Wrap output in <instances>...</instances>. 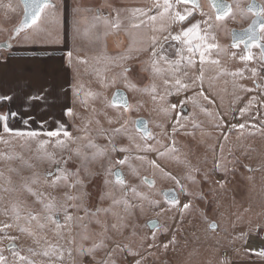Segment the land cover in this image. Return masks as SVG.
<instances>
[{
	"label": "rangeland",
	"instance_id": "rangeland-1",
	"mask_svg": "<svg viewBox=\"0 0 264 264\" xmlns=\"http://www.w3.org/2000/svg\"><path fill=\"white\" fill-rule=\"evenodd\" d=\"M228 1L233 4L237 2ZM248 1L238 0L240 9H245ZM154 3L155 0H149L148 8L152 9L149 16L157 15V10L152 7ZM201 6L204 12L213 14L207 3ZM19 8L24 10L21 2ZM91 15L85 20L83 27L89 36L92 35L90 50L83 54H73L71 63V86L80 87L81 98L87 101L85 106H81L79 102L72 103L76 119L75 123L72 122L70 131L76 142L63 148L52 142L41 148V142L48 140L44 136L33 139L5 136L0 142V223L28 227L33 233L32 236L22 234L15 226L6 229L16 239H7L0 233V250H3L9 264H14L15 261L10 245H14L20 255L33 260L35 264H50L49 258L41 253L51 245L72 248L76 264H101L109 258V253L115 264H135L136 260H140L141 264H228L227 260L221 259L225 257L222 254L243 242L241 234L252 230L245 226L258 222L264 224V132L260 131V119H252L264 118V63L260 61L258 48L251 50L255 59L245 63L238 58L244 48L234 49L230 44L231 29L248 25L251 14L245 12L242 17L236 11L234 18L230 17L223 22L224 29L217 30V42L226 49L227 54L219 57L213 55L212 58L220 60L219 65L207 62L203 65L202 85L197 80L188 91H182L178 96H166L163 101L153 100L154 93L151 89L154 85L155 94L163 95L165 79L170 81L169 87L176 78L191 84L201 71L199 58H196L194 66H189L186 48L182 49L181 45L171 40H161V44L163 54L175 64V68L163 61L159 65V72H154L151 67V38L154 35L159 37L162 28L175 34L179 31V26L168 27L166 20L158 18L153 22L145 16L139 28L129 27L120 31V35L118 32L106 36L109 22ZM200 19L199 13H196L194 21ZM40 25L38 32L27 30L21 41L28 44L51 43L52 37L45 35L43 23ZM99 31L101 37H96ZM122 33L126 36L123 37ZM25 35L27 39L24 38ZM232 52H236L237 57H231ZM181 54L185 57L183 60L180 58ZM252 68L256 69L255 77L250 71ZM124 69L131 71L127 73V80L122 82L120 74ZM237 70H244V78H234L229 74ZM113 81L115 83L108 86ZM117 89L127 94L132 105L127 112L120 110L121 121H128V135L137 137L136 143H147L155 151H140L136 144L129 141L127 135L117 136L116 145L127 148L128 152H113L103 160L89 164L88 173L91 177L85 178L86 173L81 172V187H69L74 183L72 178L58 185L53 184L52 178L46 180L49 173L56 172L57 166L67 167L71 171L82 167V159L76 157V150H80L81 157L95 151L86 147V137H90L92 142L101 147L108 146L104 134L113 135V130L121 127V124L108 123L110 118H117V111L105 107L103 101L106 98L110 102ZM243 89L253 90L249 92ZM201 90L208 100L197 94ZM89 92L98 95L90 97L87 95ZM188 97H194V100H189L183 107V116L187 119L182 121L183 127H178L173 134L172 125L176 113L165 115L160 109L167 102L178 103ZM252 97L256 98L254 106L245 117H240L239 109L247 105ZM176 111L179 112L180 109ZM217 113L223 114L226 122L224 129L216 127L217 120L214 117ZM139 118L147 121L154 139H139L142 134L135 128V121ZM90 120L92 123L88 124L86 131L77 130L84 128ZM246 120L249 124L255 123L257 128H248L240 134L228 127V124L243 123ZM95 121H99V124ZM224 136L228 139L225 140ZM173 148L174 152L171 151ZM160 153L164 155L161 156ZM46 155L59 161V165L49 162ZM125 155L129 157L128 164L131 168L115 164L116 160ZM153 160L158 163L159 168L152 167L150 162ZM64 161H67L66 165ZM217 162L221 165L219 169L215 167ZM110 164L113 175L108 176ZM116 170L123 174L130 186L137 187L141 196L148 199L141 200L131 191L126 194L120 191L115 186ZM132 170L137 173L135 176L132 175ZM168 174L178 179L190 195L182 194L180 185L170 179ZM189 176L191 180L188 179ZM106 177L111 180L107 188L104 185ZM145 180L154 181V185L144 182ZM27 188L41 194L45 202L53 201L57 204L56 215L62 225L65 209L73 220L59 232L51 224L40 229L35 221L31 225H27L24 219L14 221V208L21 217L28 213H42V205ZM168 189L174 190L179 198L180 204L175 208L162 195V191ZM106 192L118 200H128L132 206L125 211L122 204L114 205L111 198H105ZM67 196H79L80 199L68 201ZM151 201H157L159 207H152ZM186 202H190L191 208L182 214L180 209ZM74 203H78L79 208L73 207ZM212 224L216 226L215 229L210 227ZM113 225L116 227L113 228ZM153 235L156 237L155 241L152 239ZM173 236L175 244H169L165 249L163 245L169 243ZM70 239L74 243H69ZM101 240L104 247L95 253V259L78 255L81 246L89 249ZM153 244L155 246H149ZM129 250L137 255H130ZM64 264H72L67 255Z\"/></svg>",
	"mask_w": 264,
	"mask_h": 264
},
{
	"label": "snow or ice",
	"instance_id": "snow-or-ice-1",
	"mask_svg": "<svg viewBox=\"0 0 264 264\" xmlns=\"http://www.w3.org/2000/svg\"><path fill=\"white\" fill-rule=\"evenodd\" d=\"M21 2L24 5V18L20 22V24L13 29L12 33L10 34L8 40L4 42L3 44H0V51L7 52L9 55L0 58V63H7L8 59L12 58L11 53L14 48L15 43L18 42V37H20L21 33H26V30L32 29L35 32H38L40 30V24L43 22V20L47 19L51 15L54 14V12L58 11L57 6L52 2V0H21ZM208 5L212 8L213 14L209 15L208 13L203 11V8L200 4V0H155V3L153 4V8L157 10V15H151L149 16L148 13L152 10L151 8H136L132 9L130 11L129 16V22L131 24V27L133 28H139L140 25L144 22L143 18L145 16L148 17V20L155 22L158 18L162 20H166L168 22V27H171L173 25L179 26V31L175 32L173 34L171 31H168L167 29H161V35L153 36L151 38V67L154 72H159V65L160 63L167 62L171 67L175 68V64L173 62L168 61L167 57L163 54V46L161 44V40L164 41H175L177 44L182 46V49L186 48L187 51V64L189 66H194L196 63V58H199V63L201 65V71L198 77L193 79L191 81V84L183 82L181 79L176 78L174 80V83L170 84V81L165 79V90L163 95H157L156 93V87L155 85L152 87L151 91L154 93L153 100H165L166 96H172V95H179L182 91H188L191 87V85L195 84L197 80L200 81L201 85L203 83V65L207 63H212L215 65L220 64V60L218 58L214 59L212 58L213 55L216 57H219L221 54H227L226 49L221 46L217 42V36L216 32L217 30H223L225 25L224 21H226L228 18L235 16V12L239 11L240 15L243 17L246 13H249L254 17L251 20V23L249 27L244 30L241 34L236 35L233 33V43L231 45L232 48L238 49L243 45L244 52L242 54H237L236 52H232L230 55L231 57L235 58L238 55V58L242 62H250L255 59L254 55L252 54L253 48H258L260 52V61L264 63V0H249V3L247 5L246 9H240L239 2L235 4L228 3L227 0H207ZM199 13L201 19L198 21H194L195 14ZM114 28L120 27V17H119V10H117V19L115 23L112 25ZM261 33L258 35L257 33ZM27 39V35L24 37ZM66 58L68 61V65L71 66L72 58H73V52L67 51ZM181 60H183L185 57L181 54L180 56ZM83 62V61H81ZM178 63V62H176ZM247 70V69H245ZM131 71V69H124V72L120 74L122 82L127 80V73ZM252 76H256V69L252 68L251 70ZM234 78L240 77L244 78V70H237L235 72L229 73ZM115 83L113 81L110 85L112 86ZM130 88L135 90V87L131 84L128 85ZM244 91H252L253 89H243ZM71 96H72V103L79 102L81 106H85L87 101L81 98V89L80 87H77L75 85L71 86L70 88ZM147 91V89L145 90ZM68 93L69 88H65L63 86H57L56 84H46L41 86L36 91H29L24 97L23 101L25 105H32L35 103H40L42 105H50V106H60L62 115L68 120L73 123H75L76 119V113L74 112V109L70 106H68ZM198 95H201L204 97L205 100H208L207 96H204L203 91L197 93ZM88 96L94 97L98 94L89 92L87 93ZM63 97V102L61 98ZM14 99V96L12 94H5L0 95V104L4 102L11 103ZM194 100V97H188L185 100H181L178 103H171L167 102L165 106L161 107L160 111L165 113V115H168L172 112L176 113V116L174 118V122L172 125V133H176L178 130V127H183V120L187 119V117L183 116V107L184 105L189 101ZM256 101L255 97H252L249 99L247 105L239 109V116L245 117L249 110L254 106V102ZM105 103V107L112 108L113 110L117 111V118L116 119H109L108 123H120L121 127L115 128L113 130V135L104 134V138L108 140V146L107 147H101L94 142H92V139L90 137H86L88 139V143L86 147L88 149H92L95 151H92L90 153L84 154L83 157H81L80 150H76V157L82 159V167L80 169H77L75 171L69 170L67 167L60 168L57 166L55 173H49L45 179L52 178V182L54 185L66 183L70 178L74 180V183L68 185L71 188H78L83 185V179L80 178L81 172L86 173L85 178H90L91 174L88 173V166L94 161L97 160H103L106 156H110L113 152H121V153H127L128 149L125 147H118L115 143V139L117 136H125L127 135V138L130 142L136 144V147L140 151H155L154 148H152L147 143L144 145H140L136 143L137 137H133L131 135H128L127 125L128 121L124 120L123 122L120 119V110L122 109L124 112L129 111L132 108V105L128 102L127 97L121 93L116 92L112 100L109 102L106 100L103 101ZM180 109L179 112L176 110ZM24 111H28V107H25L23 109ZM95 112V109H93ZM201 111H204L203 108H201ZM208 115L211 117L212 114L208 113ZM259 118L261 121L260 131L264 132V118L260 117H253L252 119ZM16 119H20L23 124L27 127L29 125V122L34 119L32 116L23 117L21 116L20 112L13 111L10 108L7 110H0V133L6 134L10 137H16V138H25V139H33L38 136H44L47 137L48 140L41 142V148H43L46 144L49 142L54 143L57 147L63 148L69 143H75L76 140L72 135V132L69 131L68 124L61 121L56 120L55 121V127L52 129H47L45 125L48 123V121H40V131L33 130L31 128H28V130H18L13 129L10 127V121H14ZM214 119L217 120L216 127L218 129H224L225 128V120L223 117V114L217 113ZM92 123V121L86 122L84 125V128L77 129L78 131H86L88 124ZM95 123L99 124V121H95ZM137 127V130L140 131V125H143V121H136L135 122ZM157 127H163L162 125H157ZM228 127L232 130L239 131L240 134H243L244 130L251 128L256 129L257 125L255 123L249 124V122L246 120L243 123L238 124H228ZM225 140L228 139L227 136L223 137ZM139 139L148 141L154 139L153 133L150 132L146 125H144L142 129V135L139 137ZM3 141V136L0 135V142ZM173 144H175V141L173 140ZM222 150V148H221ZM171 151H175V148L171 149ZM159 155L163 156L164 153H160ZM46 159L49 160L51 163H56L59 165V161L54 160V158L51 155H46ZM71 159V156L69 157ZM137 159L143 160L144 157H137ZM129 157L128 155H125L122 159H118L115 161V164L121 165V166H128L131 168V166L128 164ZM65 165L67 164V161H64ZM152 167L159 168L158 163L153 160L150 162ZM215 167L219 169L221 165L217 162ZM251 170V169H249ZM108 176L113 175L112 172V166L109 165L107 169ZM137 173L135 170H132V175L135 176ZM116 177L115 186L120 190L123 191L125 194L129 191L134 196H137L141 200H147V197L141 196L138 192L137 187L130 186L126 180L123 177V174L120 171H116L114 173ZM169 178L174 180L177 185H180V192L185 195H190V193L187 192V190L183 187V185L180 184V181L176 179L175 177H171L170 174ZM189 180H191V176L188 177ZM144 182L154 185V181H147ZM194 183V181H193ZM111 184V180L106 177L104 180V185L107 188ZM221 187H223V184H221ZM31 195L36 197V200L38 203L42 205V213L41 214H32L28 213L27 216L21 217L19 211L17 209H13V212L15 213L13 216L14 221H20L21 219H24L27 225H31L33 221L36 222V225L38 228L43 229L47 224L54 225L57 232L62 227H67L69 222L73 220V217L67 212V210H64V224H61V221L57 218V204L53 201L45 202L42 198V195L36 192H33L31 188L26 189ZM162 195L165 196L166 202L170 204L173 208H175L177 205L180 204L179 198L177 194L174 191H169L162 193ZM105 198H111L112 203L114 205L122 204L124 206L125 211H127L128 208H130L132 205L129 204L128 200H118L114 195L111 193H105ZM66 199L68 201H79V196H67ZM151 206L154 208L159 207V203L157 201H151ZM63 207V206H60ZM73 207L79 208L78 203H74ZM191 204L190 202H186L181 206V213L183 214L184 211L190 210ZM85 211L87 209L85 208ZM99 210H97L98 214ZM153 225L155 226V222H153ZM18 227L20 233L24 234L27 233L28 235L32 236L33 233L29 230L28 227H21L18 224L13 223H7L3 222L0 223V233L4 234V237L7 239L15 240L16 237L10 236L6 229L12 228V227ZM113 228L116 226L113 225ZM211 228L215 229V225H210ZM256 234L264 239V228H261L259 225L256 226ZM242 237H245L244 242L247 243L246 233L241 234ZM87 237H82V239H86ZM153 241H155L156 237L153 235L152 237ZM69 243H74V240L70 239ZM169 244H175V237L173 236L172 240L169 241V243H166L163 245L165 249L169 247ZM150 247L155 246L149 245ZM104 247V242L101 240L99 244L93 245L92 248L85 249L82 246L78 249V255L80 257H83L85 255L91 256L93 259H95V253L102 249ZM10 250L13 253V256L15 257L14 264H35V262L31 259H28L27 257L20 255L18 251L15 250L14 245L9 246ZM117 249H119V246H117ZM31 252V249L29 250ZM247 251L254 252L255 255H257L260 258H264V247L259 248V250L256 249H247ZM130 255H137V253L131 252L129 250ZM41 255L48 257L50 260V264H64V258L65 255L69 258V260L72 261V264H76V261L73 260V249L68 248L64 249L62 247H58L56 245H51L47 250H45ZM111 253H109V258L102 261L101 264H115V261L112 260ZM0 264H9L8 259L3 255V250H0ZM135 264H141L140 260H136Z\"/></svg>",
	"mask_w": 264,
	"mask_h": 264
},
{
	"label": "crops",
	"instance_id": "crops-1",
	"mask_svg": "<svg viewBox=\"0 0 264 264\" xmlns=\"http://www.w3.org/2000/svg\"><path fill=\"white\" fill-rule=\"evenodd\" d=\"M19 2L21 1L0 0V44L8 40L23 16L24 10H20ZM52 2L57 6L58 11L42 22L44 34L52 37L51 43L28 44L21 41L24 34L21 33L12 50V58L8 59L6 64L0 63V95L12 94L14 96L11 103L0 104V110L10 108L20 112L25 118L34 117L27 127L20 119L10 121V127L13 129L28 130L31 128L40 131V121H48L45 127L52 129L55 127V121L61 120L68 124L70 131L72 122L62 115L60 106L53 107L40 103L29 106L24 104L23 97L29 91H36L43 85L56 84L69 88L68 106L72 107L70 91L72 68L68 65L66 53L72 51L73 54H83L90 50L92 35L89 36L83 30L85 20L92 16L91 14L98 20L105 19L110 25L106 29V36L115 35L118 32L120 35V31L131 27L130 11L136 8L147 9L149 0H52ZM117 10H119L120 27L114 28L112 25L117 19ZM121 35L126 36L124 33ZM95 36L101 37L100 31ZM8 55L7 52L0 51V58ZM61 100L63 102V97ZM25 107L29 110L24 111ZM0 135L3 138L8 136L2 133ZM257 225L264 228V224L260 222L245 226L246 229H252L246 233L247 243L244 240L239 242L221 259L227 260L228 264H264V258L258 257L252 251H247V249L259 250L264 247V239L256 234Z\"/></svg>",
	"mask_w": 264,
	"mask_h": 264
},
{
	"label": "water",
	"instance_id": "water-1",
	"mask_svg": "<svg viewBox=\"0 0 264 264\" xmlns=\"http://www.w3.org/2000/svg\"><path fill=\"white\" fill-rule=\"evenodd\" d=\"M21 1V0H20ZM229 3V2H228ZM21 4H22V6H23V9H24V5H23V3L21 2ZM23 18H24V13H23V16H22V18H21V20H20V22L23 20ZM20 22H19V24H20ZM18 24V25H19ZM250 25V24H249ZM249 25L246 27V28H244V29H242V30H238V29H232L231 30V32H230V44L232 45V43H233V33H235L236 35H239V34H241L244 30H246L248 27H249ZM258 35H260V33L258 32L257 33ZM116 92H121V93H123L126 97H127V99H128V96H127V94L123 91V90H120V89H117V90H115L114 91V93H113V95L116 93ZM113 95H112V97H113ZM111 100H112V98H111ZM128 102H129V100H128ZM136 121H143L144 122V124L143 125H140L139 127H140V133L142 134V129H143V127H144V125H146L147 126V128H148V130L150 131V132H152L150 129H149V127H148V123H147V121L145 120V119H143V118H139V119H137ZM135 121V122H136ZM137 125H136V123H135V128H136V130H137ZM138 131V130H137ZM153 133V132H152ZM153 136H154V134H153ZM116 171H119V170H116ZM115 171V172H116ZM114 172V173H115ZM114 177H115V175H114ZM115 179H116V177H115ZM169 191H174V190H172V189H168V190H164V191H162V193H165V192H169ZM175 192V191H174ZM176 193V192H175ZM177 194V193H176ZM163 197L165 198V196L163 195ZM166 199V198H165Z\"/></svg>",
	"mask_w": 264,
	"mask_h": 264
},
{
	"label": "flooded vegetation",
	"instance_id": "flooded-vegetation-1",
	"mask_svg": "<svg viewBox=\"0 0 264 264\" xmlns=\"http://www.w3.org/2000/svg\"><path fill=\"white\" fill-rule=\"evenodd\" d=\"M227 2H229L228 0H227ZM205 4V3H207L208 4V2H207V0H200V4ZM230 3V2H229ZM248 3H249V1H248ZM248 3L246 4V6H245V9L247 8V5H248ZM201 4V5H202ZM212 9V8H211ZM213 11V10H212ZM252 16V15H251ZM254 17H251V19H250V21H249V23H248V25L251 23V20L253 19ZM248 25H246L245 27H243V28H240V29H238V30H242V29H244V28H246ZM232 30V29H231ZM231 32V31H230ZM241 47H243V45H241ZM259 50V49H258Z\"/></svg>",
	"mask_w": 264,
	"mask_h": 264
},
{
	"label": "built area",
	"instance_id": "built-area-1",
	"mask_svg": "<svg viewBox=\"0 0 264 264\" xmlns=\"http://www.w3.org/2000/svg\"><path fill=\"white\" fill-rule=\"evenodd\" d=\"M227 255V253L226 252H224L223 254H222V256H226Z\"/></svg>",
	"mask_w": 264,
	"mask_h": 264
}]
</instances>
